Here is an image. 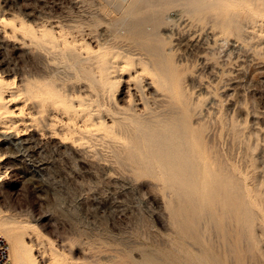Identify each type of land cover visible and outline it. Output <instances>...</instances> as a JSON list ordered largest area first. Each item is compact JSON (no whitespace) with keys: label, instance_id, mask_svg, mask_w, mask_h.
<instances>
[{"label":"rangeland","instance_id":"rangeland-1","mask_svg":"<svg viewBox=\"0 0 264 264\" xmlns=\"http://www.w3.org/2000/svg\"><path fill=\"white\" fill-rule=\"evenodd\" d=\"M105 5L104 0H0V226L10 228L38 264H89L91 254L105 255L106 264H212L216 257L224 264H264V20L248 29L246 42L236 37L224 42L219 28L176 6L163 29L177 57L192 61L186 70L190 93L207 91L202 95L209 94L213 107L235 112L253 138L254 167L238 172L251 192L238 202L249 212H237L229 229H214L202 215L209 207L202 194L196 201L183 188L117 166L106 132L112 118L106 115L104 124L98 116L100 102L124 105L125 86L116 90L113 83L108 92L105 78L117 72L102 71L101 59L90 55L109 33V24L97 21ZM149 8L137 14H149ZM69 52L83 58L90 81ZM181 201L190 210L195 206L197 220L191 212L188 218ZM4 233L0 230L7 239Z\"/></svg>","mask_w":264,"mask_h":264},{"label":"bare ground","instance_id":"bare-ground-1","mask_svg":"<svg viewBox=\"0 0 264 264\" xmlns=\"http://www.w3.org/2000/svg\"><path fill=\"white\" fill-rule=\"evenodd\" d=\"M104 1L107 8L102 9L99 13L97 12L98 14L95 12L93 15L97 14V21L102 20L109 24L108 28L106 26L107 30H105L111 35H108V33L106 36L105 33V38L97 43V51L93 49L95 52L90 55L92 58L101 59L97 60L98 64L102 61V65L100 64L102 71L114 68V72H117L113 77L107 76L105 78L108 83L106 85L108 92L112 90L113 83H115L116 87L114 86V88L116 90L120 88L119 86L122 83L125 86L124 91L122 90L121 93L124 105L115 100H109L110 102L107 103L100 102L101 109H99L100 115L98 116L104 124H108L106 115H110L112 118L111 123L106 125V132L111 140V152L118 164L117 166L120 169L132 172L136 176L153 175L164 185H174L179 187L177 188L179 190L183 188L190 199H196V194H202V199L209 205L207 209L204 210L203 208L202 215L207 220L210 228H231L237 212H249V209L246 208L247 205L242 206L238 202L240 198L245 200L244 198L251 194L249 187H247L249 186L248 182L238 172L244 174L248 165L254 167V161L249 164L250 157H253L255 150L253 138L247 136L246 130L240 125L235 112H220L213 107V100L211 101L209 94L202 95L207 94V91H205L206 93L201 92L196 97L190 93L186 82L188 80L186 70L190 68L192 61L186 60L184 62L183 59L177 57V53L173 51L174 46L171 44V35L163 29L168 28L171 23L170 11L173 9L172 7L182 6L179 11H184L191 18L197 16L196 21H198L197 18L199 21L200 18H203L207 23L219 28L217 33L221 35L224 42L233 37L246 42L250 37L248 29L253 24L256 26L255 22L264 20V0ZM148 6L153 8V10H150L152 8L148 9L150 10L149 14H137L138 11L141 10L142 12ZM113 12H117L118 17H114ZM173 13L175 12L173 11ZM90 22L92 21L90 20ZM93 29L95 30L96 27ZM100 32L98 30V33ZM98 35L100 36L101 33ZM66 55L73 59L71 61L77 66L76 69L80 71L79 73H82L81 76L87 77L90 73L89 77L91 78V70L85 66L86 63L82 62L83 58H79L73 52ZM64 58L66 59V57ZM111 62L114 65H107ZM70 64H68V67L71 66ZM124 75H127L128 78H125ZM94 77L96 76L94 75ZM28 92L35 94L31 88ZM113 93L115 94V90H113ZM101 95L103 94H99V96ZM110 98L114 97L110 96ZM254 109L252 111L256 110ZM239 149H241L240 154L238 153ZM1 173L0 171V175ZM252 179L254 180L255 177L251 176V181ZM183 201H186L184 196ZM196 201H194V204ZM181 203L183 202L181 201ZM184 204L185 202L182 206ZM181 208L183 209V207ZM188 208L190 210L189 206L187 210ZM195 209V206L190 211L184 209L185 212H188L189 219L190 212L194 213V216L200 213ZM194 218L197 220L199 216L197 215ZM238 220L242 222L240 219ZM1 222L0 218V224ZM0 230L5 231V236L11 242L10 246L7 239L0 234L8 243L9 264H38L33 254L26 252L13 239L10 228L0 226ZM212 230L211 235H213ZM200 232L205 233L206 231L200 230ZM216 232L221 234L219 230ZM246 233L244 232V234ZM248 236L251 238L250 234ZM205 237L208 238V235ZM249 240L251 241V239ZM219 241H221V244L224 242L221 235ZM249 246L251 245L249 244ZM216 247L214 248H219ZM220 251L222 253V250ZM90 257H93V259L89 261V264H106L107 257L105 255L91 254ZM207 257L209 258V256ZM256 258L258 257L256 256ZM212 264L224 263L222 259L216 257L212 259Z\"/></svg>","mask_w":264,"mask_h":264},{"label":"built area","instance_id":"built-area-1","mask_svg":"<svg viewBox=\"0 0 264 264\" xmlns=\"http://www.w3.org/2000/svg\"><path fill=\"white\" fill-rule=\"evenodd\" d=\"M0 264H9L8 243L0 235Z\"/></svg>","mask_w":264,"mask_h":264}]
</instances>
